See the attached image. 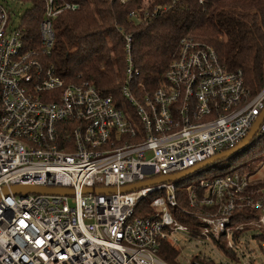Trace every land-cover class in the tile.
Returning a JSON list of instances; mask_svg holds the SVG:
<instances>
[{
	"label": "built area",
	"instance_id": "2783aa9c",
	"mask_svg": "<svg viewBox=\"0 0 264 264\" xmlns=\"http://www.w3.org/2000/svg\"><path fill=\"white\" fill-rule=\"evenodd\" d=\"M43 5L39 35L48 51L53 18L78 4L43 0ZM128 16L143 21L148 11L131 10ZM117 28L126 55L120 103L88 80H64L52 64L25 49L0 0V191L16 184L73 189L0 194V264H170L159 250L165 240L179 248L174 237L179 231L195 244L208 240L218 251L216 242L224 235L238 258L221 251L224 264H253L250 244L244 240L242 252L237 241L243 234L264 246L259 238L264 196L246 190L247 175L234 170L188 186V206L214 209L195 213L198 235L172 214L178 206L175 181L118 188L180 172L233 147L264 108V85L251 94L242 72L227 69L210 45L182 37L156 87L141 91L134 86L131 34ZM152 192L157 195L147 198ZM144 200L152 211L135 214ZM237 207L254 208L258 217L234 227L230 214ZM194 256L212 260L204 252ZM198 259L189 264H207ZM256 262L264 264V257Z\"/></svg>",
	"mask_w": 264,
	"mask_h": 264
},
{
	"label": "trees",
	"instance_id": "16d2710c",
	"mask_svg": "<svg viewBox=\"0 0 264 264\" xmlns=\"http://www.w3.org/2000/svg\"><path fill=\"white\" fill-rule=\"evenodd\" d=\"M66 1L77 3L78 7L53 18V44L48 51L44 50L39 35L43 0H29V8L20 16L17 28L25 49L31 50L43 64H52L68 82L88 80L103 94H111L119 103L122 101L126 55L123 37L117 28L122 27L131 34V56L138 70L134 86L141 91L156 87L177 54L182 37L210 45L227 69L242 72L244 84L251 94L264 85V0H130L124 4L114 0ZM131 10L140 14L148 11L147 19L137 21L129 17ZM263 150L264 133H261L242 151L226 159L239 162L251 159L252 154ZM220 170L201 179L223 175ZM186 178L175 181L179 188L178 206L172 207L171 211L179 223L198 235L201 222L195 213L214 209L188 206L189 185H182ZM250 189L255 193L254 197L264 196V181L249 180L246 190ZM202 192L199 188V193ZM151 211L149 201L144 200L136 205L134 213L143 215ZM257 217L256 209L237 207L230 214V224L236 227ZM259 238L264 240V233ZM224 239L221 235L217 246L224 254L238 260L235 252L225 246ZM179 252L180 249L168 240L162 242L159 250L160 256L170 264H178ZM194 259L198 257L194 256ZM198 260L215 264L213 260Z\"/></svg>",
	"mask_w": 264,
	"mask_h": 264
},
{
	"label": "rangeland",
	"instance_id": "374dc122",
	"mask_svg": "<svg viewBox=\"0 0 264 264\" xmlns=\"http://www.w3.org/2000/svg\"><path fill=\"white\" fill-rule=\"evenodd\" d=\"M11 11V20L13 24L17 25V22L20 19V16L24 13V11L29 8V0H1ZM242 151V150H241ZM253 156L251 159L241 160L239 162H232L229 159L222 160L218 163L209 165L203 169H201L199 172L193 173L192 176L185 179V181L182 183V185H190L194 184L199 181L201 178H205L210 175L212 171H215L217 169H221L220 172L222 173H228L234 169L244 170L243 174L248 175L250 181H256V180H262L264 181V150L263 151H257L256 153L252 154ZM248 160V161H247ZM157 195V192L150 193L147 198H152ZM176 244L179 246L180 252L177 256V263L178 264H189V262L192 259V255L196 252H204L206 256L209 258H212L214 260L215 264H224L225 257L222 256L221 251L215 250L214 247H212L210 242L208 240H204L203 242L201 240L197 241L198 243L195 244L194 240H188L184 232H176L174 234ZM247 238V239H245ZM247 241L250 245H248V248H252V253L256 254L255 262L256 261H262L264 257V246H259L258 242H254L253 240H250V238L245 235L243 237V234H240L238 236V244L240 245V248L243 252V242ZM263 245V243H262ZM253 263V264H259V263ZM225 264H237L236 262L230 263L227 262Z\"/></svg>",
	"mask_w": 264,
	"mask_h": 264
},
{
	"label": "water",
	"instance_id": "95a60500",
	"mask_svg": "<svg viewBox=\"0 0 264 264\" xmlns=\"http://www.w3.org/2000/svg\"><path fill=\"white\" fill-rule=\"evenodd\" d=\"M264 118V108L261 110L259 115L256 117L254 120L253 124L249 128L248 132L246 135L233 147L223 150L219 153H216L215 155L198 162L197 164L190 166L180 172L174 173V174H168V175H161L157 176L155 178L145 180V181H140L134 184L122 186L118 188L120 192H125V191H130L133 189H137L140 187H144L147 185L159 183V182H164V181H178L180 179H184L187 176L197 172L198 170H201L209 165L214 164L217 161L224 160L228 158L229 156L240 152L243 150L249 143L250 141L258 135V128L260 123L262 122ZM84 192H89V191H96L100 193H109V192H114L116 189L114 187H106V188H93V187H84L83 188ZM9 192H12L14 194H26V193H58V194H72L73 189L71 188H65V187H44V186H36V185H12L9 188L3 187L0 191V194H8Z\"/></svg>",
	"mask_w": 264,
	"mask_h": 264
}]
</instances>
